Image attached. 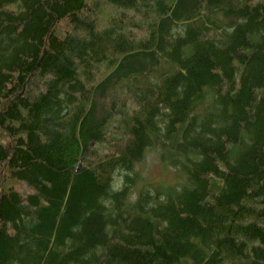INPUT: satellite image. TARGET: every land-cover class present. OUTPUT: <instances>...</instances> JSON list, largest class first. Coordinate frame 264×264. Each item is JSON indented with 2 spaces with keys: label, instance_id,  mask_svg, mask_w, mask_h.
<instances>
[{
  "label": "trees",
  "instance_id": "1",
  "mask_svg": "<svg viewBox=\"0 0 264 264\" xmlns=\"http://www.w3.org/2000/svg\"><path fill=\"white\" fill-rule=\"evenodd\" d=\"M0 264H264V0H0Z\"/></svg>",
  "mask_w": 264,
  "mask_h": 264
},
{
  "label": "rangeland",
  "instance_id": "2",
  "mask_svg": "<svg viewBox=\"0 0 264 264\" xmlns=\"http://www.w3.org/2000/svg\"><path fill=\"white\" fill-rule=\"evenodd\" d=\"M136 169L142 178L132 190L134 196L149 186L163 193L171 192L175 187L184 184L187 178L179 165L164 163L157 150H148L142 161L136 165Z\"/></svg>",
  "mask_w": 264,
  "mask_h": 264
}]
</instances>
